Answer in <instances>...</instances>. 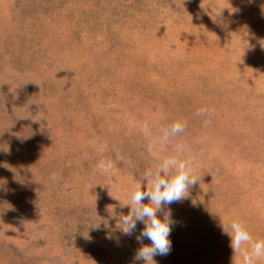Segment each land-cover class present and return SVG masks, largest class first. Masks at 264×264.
<instances>
[{"label":"rangeland","instance_id":"374dc122","mask_svg":"<svg viewBox=\"0 0 264 264\" xmlns=\"http://www.w3.org/2000/svg\"><path fill=\"white\" fill-rule=\"evenodd\" d=\"M177 144L198 183L154 259L231 264L222 224L264 239V0H0V264H142L111 209Z\"/></svg>","mask_w":264,"mask_h":264},{"label":"clouds","instance_id":"9594fccd","mask_svg":"<svg viewBox=\"0 0 264 264\" xmlns=\"http://www.w3.org/2000/svg\"><path fill=\"white\" fill-rule=\"evenodd\" d=\"M205 111L201 110L197 114L203 115ZM184 130L185 124L180 121L162 128L158 140L148 145L149 152L157 145L167 147ZM143 132L146 138L153 135L147 123L143 125ZM185 150L184 144H177L175 155L162 159L155 169H148L133 179L127 202L120 204L121 208L129 209L127 214L121 212L117 216L115 210L111 209L124 236H133L137 232L138 223L143 225L139 234L135 235L140 247L135 252L134 261L157 264L154 257L171 253L170 235L177 221L173 218L170 205L188 198L190 189L198 183L191 161L181 158ZM114 167V162L108 159L98 165L107 178H111ZM222 230L230 238L233 251L231 264H264V239L254 238L243 221L232 219L227 225L222 224ZM145 240L149 243H145Z\"/></svg>","mask_w":264,"mask_h":264}]
</instances>
